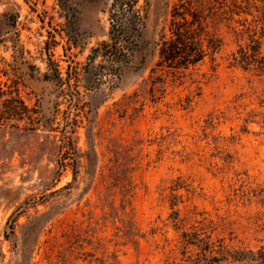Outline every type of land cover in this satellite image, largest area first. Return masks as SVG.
Here are the masks:
<instances>
[{
  "label": "rangeland",
  "instance_id": "obj_1",
  "mask_svg": "<svg viewBox=\"0 0 264 264\" xmlns=\"http://www.w3.org/2000/svg\"><path fill=\"white\" fill-rule=\"evenodd\" d=\"M175 1L0 0V264H264V0L168 67Z\"/></svg>",
  "mask_w": 264,
  "mask_h": 264
},
{
  "label": "trees",
  "instance_id": "obj_2",
  "mask_svg": "<svg viewBox=\"0 0 264 264\" xmlns=\"http://www.w3.org/2000/svg\"><path fill=\"white\" fill-rule=\"evenodd\" d=\"M221 5L225 6L224 14L227 15L225 17L228 21L234 20L236 14H252L249 13L250 7H256L251 0H241V2L231 0L227 4L221 0H177L172 5L167 2V7H171V10L167 13L166 22L163 26L159 49L161 62L168 67H182L201 61L207 55L208 49H217V39L210 30V23L221 15L219 11ZM262 7L264 8V4ZM244 21L246 23L247 18ZM116 27L120 29L122 24H114L112 27L110 39L114 46L118 42V36L114 34ZM242 32H246L248 35V47L241 46L237 53L232 54V59L233 63L249 68L259 62L258 53L260 52L261 41L256 36V26L247 27L245 31L237 32V34ZM103 47L105 49L101 50V53L106 56L110 53V50L107 49L109 45L104 43ZM255 68L264 73V62ZM19 103L20 106L13 107L11 110L14 113H19H16L20 117L19 120H24L26 119L25 113L29 108L22 99H19ZM30 129H36V126L32 124Z\"/></svg>",
  "mask_w": 264,
  "mask_h": 264
}]
</instances>
